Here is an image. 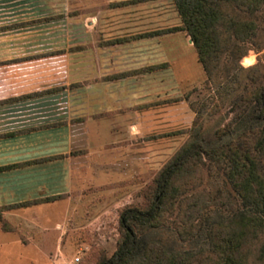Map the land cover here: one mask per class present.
<instances>
[{"label":"crops","instance_id":"1","mask_svg":"<svg viewBox=\"0 0 264 264\" xmlns=\"http://www.w3.org/2000/svg\"><path fill=\"white\" fill-rule=\"evenodd\" d=\"M181 27L174 0H0V205L139 177L159 89L198 60Z\"/></svg>","mask_w":264,"mask_h":264},{"label":"rangeland","instance_id":"2","mask_svg":"<svg viewBox=\"0 0 264 264\" xmlns=\"http://www.w3.org/2000/svg\"><path fill=\"white\" fill-rule=\"evenodd\" d=\"M257 16L256 37L225 39L208 74L197 53L182 81L165 78L158 95L162 119L148 123L147 149L134 153L139 177L87 186L71 200L24 205L17 192L13 204H1L0 264H101L129 242L120 216L131 207L156 215L130 221L135 242L121 264H264L257 260L263 234L246 243L239 233L231 250L228 231L243 209L244 152H255L264 129L257 104L264 92V8ZM175 163L156 203L160 175Z\"/></svg>","mask_w":264,"mask_h":264},{"label":"trees","instance_id":"3","mask_svg":"<svg viewBox=\"0 0 264 264\" xmlns=\"http://www.w3.org/2000/svg\"><path fill=\"white\" fill-rule=\"evenodd\" d=\"M174 2L181 16L182 27L172 31L187 32L207 74L212 68L213 58L225 48V39L235 37L249 41L256 37L257 14L264 8V0H174ZM257 104L264 116V92L260 95ZM258 138L255 152L249 147L244 152L242 170L239 174L242 179L240 190L243 209L240 210L238 219L233 221L236 223L232 222L228 229L231 250L234 249V238L239 233L243 238L241 242L246 243L253 237L259 238L262 234L264 235V129ZM253 152L258 155V159L253 156ZM178 166V163L170 164L161 173L158 181L160 192L156 203L161 198L159 196L164 194L167 182ZM60 199L62 196L50 197L46 198V202ZM39 201L26 202L24 205L36 204ZM155 215L156 209L151 211H140L136 207L126 209L120 216V226L125 230L129 242H124L111 259L101 264H121L124 261V255L129 252L135 242L130 221L145 223L154 219ZM257 260L264 262V239L259 242ZM220 264H243V262L242 260H221Z\"/></svg>","mask_w":264,"mask_h":264},{"label":"built area","instance_id":"4","mask_svg":"<svg viewBox=\"0 0 264 264\" xmlns=\"http://www.w3.org/2000/svg\"><path fill=\"white\" fill-rule=\"evenodd\" d=\"M75 260H76L75 262H78L80 259L79 258H76Z\"/></svg>","mask_w":264,"mask_h":264}]
</instances>
